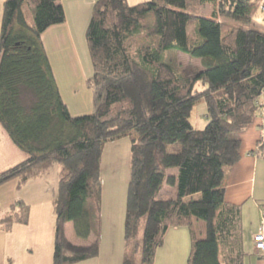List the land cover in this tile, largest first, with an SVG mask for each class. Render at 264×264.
I'll return each instance as SVG.
<instances>
[{
	"label": "trees",
	"instance_id": "16d2710c",
	"mask_svg": "<svg viewBox=\"0 0 264 264\" xmlns=\"http://www.w3.org/2000/svg\"><path fill=\"white\" fill-rule=\"evenodd\" d=\"M207 5L213 6L211 17L202 15ZM261 9L264 0H150L135 6L95 0L86 39L96 110L73 116L42 39L65 23L61 1H5L0 124L28 158L0 173V187L16 180L21 189L59 166L54 264L99 256L104 147L125 137L131 140V175L123 264H154L170 228L189 230L187 264H244L241 207L226 201V186L241 159V135L264 109V32L221 19L250 23ZM169 50L198 59L202 68L182 72L164 60ZM199 84L205 88L197 91ZM201 100L208 123L197 130L191 117ZM164 185L176 187V199H157ZM28 217L29 206L17 201L2 229L26 224ZM198 221L205 223L203 239ZM70 223L77 238L93 242L72 243Z\"/></svg>",
	"mask_w": 264,
	"mask_h": 264
},
{
	"label": "crops",
	"instance_id": "0c3cea01",
	"mask_svg": "<svg viewBox=\"0 0 264 264\" xmlns=\"http://www.w3.org/2000/svg\"><path fill=\"white\" fill-rule=\"evenodd\" d=\"M5 1L0 0V37ZM60 1L65 10L66 21L62 25L48 29L42 39L60 93L71 114L76 116L77 112H73L75 107L79 109L78 112L88 114L92 107L96 109L95 93L89 90L86 78L91 71L86 56V31L95 0ZM148 1L150 0H127L130 6ZM82 55L87 59L82 58ZM241 140V159L228 172L226 201L241 207L243 241L247 239L244 248L247 244L248 251L258 258L254 247V236L262 225V212H264V200L257 195L258 183L264 175V159L261 158L262 154L259 151L260 147H264V109L255 123L241 135ZM27 158V154L17 148L7 133L0 129V173L24 162ZM54 166L43 177L29 180L21 189H17L16 185L13 190L15 195L11 199L9 210L17 201H23L28 205L29 217L26 224L15 223L9 230H3L1 221L9 210H5L6 212L0 210V264H54L56 231L54 199L57 195L60 174V168L55 169ZM68 226L69 224L67 228ZM170 230L172 254L180 241L186 246L187 240L191 241V238L187 236L186 228H170L168 232ZM93 240L94 238H90V243ZM102 258V245H100L97 258L79 264H112ZM160 261V264H182V259ZM120 262L119 259V263L115 264ZM254 263L255 259L244 258V264Z\"/></svg>",
	"mask_w": 264,
	"mask_h": 264
},
{
	"label": "rangeland",
	"instance_id": "374dc122",
	"mask_svg": "<svg viewBox=\"0 0 264 264\" xmlns=\"http://www.w3.org/2000/svg\"><path fill=\"white\" fill-rule=\"evenodd\" d=\"M213 13V6L207 5L203 8L202 15L211 17ZM27 21L31 24L33 23V11L30 9L26 11ZM232 26H239L245 29H257L264 32V9H261L256 18H254L250 23H239L230 19H221ZM196 29V24H192L189 27V32L192 33ZM87 42V39H86ZM83 54V52H82ZM86 56L89 59L91 71L86 76L87 85L91 92L95 93L93 86L91 85V79L93 77V67L91 63L89 48L87 44ZM85 58V55H82ZM164 60L171 63L174 67L178 68L182 72L187 74H194L202 68V65L198 59H194L187 54H184L177 50H169L164 54ZM86 64V62H85ZM87 65V64H86ZM203 84H199L196 88L197 91L204 89ZM82 90L79 96L82 95ZM96 100L94 94V101ZM78 108L75 107L76 116L83 115L87 113L78 112ZM96 109L90 110L91 114L95 112ZM83 112V111H82ZM191 123L197 130H203L207 123V107L204 100L199 101L191 117ZM0 129L5 131L2 124H0ZM6 133V131H5ZM7 136H9L7 134ZM10 138V137H9ZM11 139V138H10ZM12 141V140H11ZM13 143V141H12ZM14 144V143H13ZM16 146V145H15ZM17 147V146H16ZM18 148V147H17ZM261 158L264 159V148L260 147ZM55 169H59L58 165L54 166ZM56 171V170H53ZM55 173V172H54ZM171 174H177L175 169L170 170ZM131 175V140L130 137L122 138L115 143H108L104 147L103 159H102V179H103V195H102V207H101V228H100V245H102L103 260L109 261L112 264L116 262L123 264V259H125V217H126V204L128 195V186ZM260 179V175L258 176ZM262 180V181H261ZM258 183L257 195L259 198L264 200V175ZM17 181L11 180L7 184L0 187V210L6 212L9 210V204L12 197H14L13 190L16 188ZM177 189L176 187H170L164 185L162 191L157 197L158 200L176 199ZM196 228L198 231L199 238L203 239L205 237V223L203 221H198L196 223ZM187 230V236L190 237L189 230ZM67 235L72 243L88 245L90 244V239L87 241L77 238L74 230V225L69 224L67 228ZM94 238V237H91ZM246 238V237H245ZM188 239V238H186ZM181 242V241H180ZM178 243L172 251L171 254V230L167 233L164 239V245L158 249L154 264H160L161 259H182V264H187L190 252H191V241L187 240V244ZM247 243V239L244 244ZM245 260L249 257L255 259L254 264H264V258H257L254 253L248 251L247 244L245 245ZM140 256L138 257V261ZM140 264V261L139 263Z\"/></svg>",
	"mask_w": 264,
	"mask_h": 264
},
{
	"label": "built area",
	"instance_id": "2783aa9c",
	"mask_svg": "<svg viewBox=\"0 0 264 264\" xmlns=\"http://www.w3.org/2000/svg\"><path fill=\"white\" fill-rule=\"evenodd\" d=\"M254 247L259 257H264V212H262V225L254 236Z\"/></svg>",
	"mask_w": 264,
	"mask_h": 264
}]
</instances>
